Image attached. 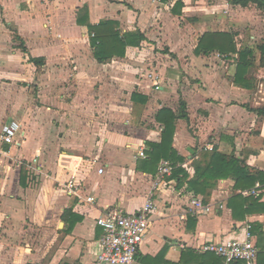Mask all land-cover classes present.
I'll use <instances>...</instances> for the list:
<instances>
[{
    "label": "crops",
    "instance_id": "1",
    "mask_svg": "<svg viewBox=\"0 0 264 264\" xmlns=\"http://www.w3.org/2000/svg\"><path fill=\"white\" fill-rule=\"evenodd\" d=\"M182 1L179 8L177 0H0V127L12 120L22 126L17 143L0 148V264H95L103 233L97 218L113 207L136 213L151 193L154 223L134 264H218L202 248L244 240L247 232L259 249L257 264H264V183L237 188L235 177L216 179L215 173L201 193L190 185L214 152L252 176L264 173V9L231 0ZM103 22H113L121 37L144 39L127 46L125 57L101 63L88 24ZM217 32L236 35L237 53L197 54L200 38ZM146 46H164L169 54L154 58L149 72L159 74L161 90L149 73L147 80H128L126 105L113 110L124 119L123 132L94 140L96 148L86 156L80 140L66 137L53 145L66 153L57 158L48 151L44 128L31 122L30 112L52 111L47 100L74 110L78 96L65 104L57 90L70 79L87 91L99 82L95 94L103 96L108 70L140 56ZM245 49L253 56L241 58ZM33 86L40 89V105L25 103L35 97ZM163 109L185 114L175 122L172 148L183 159L176 166L163 154L149 164L147 151L163 139L157 120ZM142 147L146 158L138 156ZM51 157L54 162L45 164ZM163 161L182 171L160 179ZM65 167H78L83 202L62 189L73 173ZM87 197L94 202L86 203ZM193 199L211 211L195 213Z\"/></svg>",
    "mask_w": 264,
    "mask_h": 264
},
{
    "label": "rangeland",
    "instance_id": "2",
    "mask_svg": "<svg viewBox=\"0 0 264 264\" xmlns=\"http://www.w3.org/2000/svg\"><path fill=\"white\" fill-rule=\"evenodd\" d=\"M248 30V36L250 37V31L252 29ZM249 37L245 39L247 42H251ZM258 42H261V39H258L255 43ZM144 49L145 50L142 51L140 56L134 57L131 60L127 59L122 64L114 66V69L111 68L108 70L106 76L109 80H105L107 83L105 87L107 88L104 89L103 96L100 97L95 94V91H99L100 89L99 82L96 86L95 84L88 86L90 91H87L88 89L86 90L84 86L78 87L72 82L73 80L70 79L62 82L57 90L59 96H61L60 100L65 104H70L73 101V98L76 97V95L78 96V101L76 103L77 107H75L74 110L72 109L69 111L66 107H57V105L54 107L53 104L47 100V104L45 105L47 108L52 109V111L46 110L45 113L30 112L29 118L32 120L31 122L33 123V121H35L40 125V128H44L46 148L48 151H54L57 158L59 155L66 153L67 151L65 147L53 146L55 141H59L58 139H64L66 137L68 140H80L82 142L81 145L85 150L84 156H86L91 150H93V147L96 148V144L93 145L94 140H100L108 133V131L123 132L124 129L121 127V122H123L124 119L116 118V112L113 110L114 107L118 105L120 108L125 107L127 101L125 95L128 93L125 86L129 85L128 80L133 77L141 78L143 80L146 79V75L156 67H153V62L157 63L154 61V58H161V60L168 59L164 57L169 55L164 46L154 47L152 49H149L146 46ZM117 76L125 80L124 87L122 86L124 83L121 81H115L117 80ZM112 77L116 78L112 79ZM167 87H169V85H167ZM32 89L31 93L35 94V97L32 98L35 100H27L25 98V103L29 104V102H32L31 104L33 105H40V99L37 97L40 89L36 86H33ZM164 89L165 87L163 90ZM121 90H123V92ZM49 91H51V89L47 91L48 94ZM101 105H104V107ZM92 152H95V149ZM84 160H86V157ZM48 161L49 160L47 159L45 164H52L54 162V157H51L50 162ZM37 166L38 164L36 167Z\"/></svg>",
    "mask_w": 264,
    "mask_h": 264
},
{
    "label": "built area",
    "instance_id": "3",
    "mask_svg": "<svg viewBox=\"0 0 264 264\" xmlns=\"http://www.w3.org/2000/svg\"><path fill=\"white\" fill-rule=\"evenodd\" d=\"M220 57V56H219ZM153 82L156 91L161 90V77L152 72L147 76ZM22 134V126L18 121L12 120L4 123L0 127V148L2 145H14L17 138ZM140 158H146L145 150L142 147ZM73 171L70 178L62 184V189L67 196L76 197L83 202L84 193L83 182L79 180L77 168L65 167ZM99 174H103L104 169H99ZM173 165L169 161H163L158 167L160 179L171 176ZM156 186V185H155ZM154 186V190L155 187ZM260 186L257 185V188ZM254 193V191H253ZM86 203L92 204L94 199L87 197ZM193 211L197 214H205L211 211L210 207H205L201 200H192ZM222 208V207H221ZM154 194L151 193L143 207L136 213H127L121 208L113 207L97 218L96 223L103 233L99 240V250L96 255L95 264H134L154 223L153 215L156 212ZM205 253H211L222 260V264H257L259 249L249 232L244 240L233 239L222 243H209L203 248Z\"/></svg>",
    "mask_w": 264,
    "mask_h": 264
},
{
    "label": "trees",
    "instance_id": "4",
    "mask_svg": "<svg viewBox=\"0 0 264 264\" xmlns=\"http://www.w3.org/2000/svg\"><path fill=\"white\" fill-rule=\"evenodd\" d=\"M168 1V0H162ZM235 5H241L246 7L249 3H255L260 8L264 9V0H231ZM177 6L183 7V1L177 0ZM80 23V20H79ZM89 31L94 34L92 38V46L94 47V55L96 59L101 63H107L114 57H125L126 48L129 45H140L143 41V35L129 34L126 37H121L115 29L113 22H103L97 26H91L88 24ZM236 35L234 33L217 32L206 33L199 40V45L196 50L197 54L208 55L212 52H219L221 54L237 53V46L235 41ZM262 54L264 55V46H261ZM253 50L245 49L239 52L240 57L246 59L248 56H253ZM185 117V114H175L172 110L163 109L159 112L157 120L163 124V139L161 144L153 145L151 151H147L150 157L149 164L156 165V159L160 158L163 154L166 158L173 163L174 166L178 162H182L183 159L177 155L176 151L172 148L174 135H175V122ZM237 161L230 159L227 160L223 155L218 152L212 153L209 157L207 167L200 169L197 167V174L195 179L190 182L191 187L196 193H201L203 188L208 189L210 180L213 179L214 174L220 179H228L229 177H235L237 188H251L255 185L256 181L264 183V173H258L252 176L243 167L239 166ZM182 170H173V177H176ZM219 174V175H218ZM232 175V176H231ZM203 180V181H200ZM255 199V198H254ZM69 212L65 213V216L69 215ZM77 221L72 222L71 229L74 227ZM70 229V230H71ZM259 257V255H258ZM218 264H222V260L216 259Z\"/></svg>",
    "mask_w": 264,
    "mask_h": 264
}]
</instances>
